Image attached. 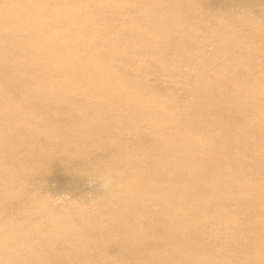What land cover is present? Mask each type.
I'll list each match as a JSON object with an SVG mask.
<instances>
[{
    "label": "bare ground",
    "instance_id": "6f19581e",
    "mask_svg": "<svg viewBox=\"0 0 264 264\" xmlns=\"http://www.w3.org/2000/svg\"><path fill=\"white\" fill-rule=\"evenodd\" d=\"M58 1L0 0V264H219L189 246V232L215 224L216 236L224 210L244 221L240 243L249 248L227 264H264V44L249 47L264 39V0H219L216 12L203 0ZM256 5L253 28L234 31ZM146 72L166 83L147 84ZM50 80L58 89L46 111L66 106L62 122L17 126ZM57 151L82 161L65 171L79 178L77 191L44 218L32 200L29 210L11 205ZM117 157L124 167L108 173L116 187L93 191L109 178L96 173L98 158ZM172 225L183 247L147 246Z\"/></svg>",
    "mask_w": 264,
    "mask_h": 264
},
{
    "label": "rangeland",
    "instance_id": "374dc122",
    "mask_svg": "<svg viewBox=\"0 0 264 264\" xmlns=\"http://www.w3.org/2000/svg\"><path fill=\"white\" fill-rule=\"evenodd\" d=\"M203 1H205L209 5V7L214 8L217 6L219 0H203ZM58 4L68 5L69 2L68 0H59ZM218 9L219 8H214L213 10L216 12V10ZM109 10L110 9H107V11ZM261 14H262V8L260 6L257 5L252 6L249 11L250 21L246 22L244 25L242 24L235 25L233 27V30L234 31L246 30V29L249 30L250 28H253L254 24L251 20L259 18ZM115 23L120 24V22L117 21ZM261 44H264L263 38L256 39V42L250 45L249 47H252L253 48L252 50H254ZM116 53H118L117 55L120 57L122 52L118 50ZM209 53H211V51H209ZM118 56L116 57L117 59L115 60L114 64L117 66L118 65L124 66L125 61L120 59ZM211 63H215V60L212 59ZM217 64H222V62L219 61L217 62ZM139 65H140V61H134V63L130 65V69H136ZM226 76H229L227 83H230L231 87L239 86L240 80L238 79L237 75H235V73L233 74L226 73ZM142 78L149 85H154L156 83H160V84L166 83L165 79L161 75L155 74L153 72H146L142 76ZM45 85L46 87L41 94L42 100L39 103V105L35 106L34 109H27L23 113L22 117L18 119L17 126L20 125L25 127L29 126V124H23V123H32V125H34V123L41 124L44 120H48L49 117L51 118L53 123L57 124L56 122H62L60 120L61 117H65L67 115L68 110L67 107L64 105H56L57 108H51L46 111L47 108L45 106L51 103L52 100L51 95L53 92H57L58 87L54 80L47 81ZM146 90H150V89H146ZM258 90H260V88ZM258 90L250 94V99H252V101L249 103V107L253 111L258 108L257 103L253 102L254 98L256 99L259 97ZM70 92H72L71 98L73 99L75 97L74 98L75 102L76 101L78 102V100H80V96H79L80 91L77 88H73L72 91ZM29 99L30 97H27L24 98L23 101H29ZM58 101L68 103V101L65 98H60ZM75 102L72 104H75ZM190 104H191L190 97L187 96L184 99L183 105L184 107H186ZM252 125L253 122L249 120L248 126H251L252 129L256 130V127H253ZM13 135L16 137L19 136L18 133H14ZM45 149L46 147H44L41 150L44 151ZM55 155H56L55 157L49 158L48 160H46L45 163H43L42 166L43 168L38 175H36L35 177H30L27 180V186L22 191L20 200L16 201L12 199L11 205L16 204L19 208L23 210H29L30 209L29 207L33 206L35 208L34 216L36 218H40V217L44 218L46 215L50 213L51 207L53 205L62 203L63 201L66 200V198H69L71 193L74 194L75 191H77V190H73V188L78 184L77 181H79V178L65 171L69 169L70 170L77 169L81 165L82 161L76 155L72 163L64 161L60 157L58 151ZM263 155H264V151H263ZM218 159L220 162L225 161V157L223 156L219 157ZM97 161H98L97 163L98 171L96 173H101L102 179L105 177H109V178L103 179L102 185L100 187L97 184L93 185L92 190L96 192H100V191L103 192L104 190H106L111 193L112 190L116 187L117 183L116 180L113 181L112 176H108V173L114 171L115 172L114 174L116 176V172L121 170L124 167V164L119 161L118 157L114 158V160H112L111 158H107L106 160L98 158ZM20 166H22V164ZM209 166H211V161L200 164V167L203 168H207ZM23 168L26 171L29 170L27 166H23ZM147 171L154 172V169L149 166ZM82 179L85 180L86 178H82ZM149 182L150 179L146 178L145 184L148 185ZM1 191H4V188L0 187V192ZM71 198H75V197H71ZM31 200L34 201L33 202L34 205L32 206L30 203ZM1 216H3V218L6 219V221L16 220L14 214L3 213V215ZM217 217L220 219L221 218L223 219L225 217L223 219V223H219V225L217 226V228L219 229L218 234L216 236L212 235L213 231L211 230L210 226L215 224L203 223L199 225L201 226V228L198 226L199 227L198 231L196 227L195 230L189 232V234H191L192 236V243L189 246L195 247L202 245L203 246L202 253H204L208 257L209 263H215L217 261V258H220L219 264H227L233 252H248L249 249L248 245L245 243H240L242 239L241 237L242 235H244V232H239V228H238L241 225V223H244V221L243 220L235 221L232 218L231 221H229V212L226 210L219 212L217 214ZM194 220L195 219H192V221ZM92 227H95L97 230L101 229L99 226H92ZM167 230H169L170 232L169 235L163 236L164 233L158 231L157 237H159L160 239L148 240L149 242L147 243V246L149 248L152 247L153 242H166V245H168L169 247V249L167 250L169 251L179 246L183 247L184 246L183 242L180 240L179 237L176 236L175 234L176 231L174 230L173 225L169 226ZM85 234L88 236L89 239L97 237L95 234H90V233H85ZM108 252L109 254H111L110 257L113 258V260H118L121 257L119 256V253H116L114 246L109 247ZM200 264L202 263L200 262Z\"/></svg>",
    "mask_w": 264,
    "mask_h": 264
}]
</instances>
